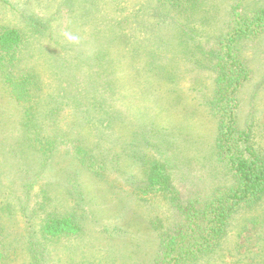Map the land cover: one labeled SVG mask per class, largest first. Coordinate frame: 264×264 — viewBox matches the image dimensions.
Instances as JSON below:
<instances>
[{
    "label": "trees",
    "instance_id": "1",
    "mask_svg": "<svg viewBox=\"0 0 264 264\" xmlns=\"http://www.w3.org/2000/svg\"><path fill=\"white\" fill-rule=\"evenodd\" d=\"M51 1L50 17L32 9L28 14L26 7L21 11L25 22L0 23V193L17 181L7 173V162L22 171L23 165L29 167L28 152L34 153L36 180L50 169L58 177L52 186L61 178L71 183L54 191L48 179L35 206L30 202L36 181L26 182L22 195L1 200L0 264L9 257L5 231L18 215L34 264H42L50 240L84 232L91 213L84 206L96 199L75 183L84 174L107 189L108 203L97 204L118 208L129 234L134 229L129 212L144 207L142 201L152 204L151 195H164L178 212L172 230L156 235L152 264L221 258L237 215L257 210L264 201V144L257 140L254 117L243 124L240 116L243 91L252 86L250 101L258 102L264 88V73L257 76L255 61L264 40L263 0ZM168 54L171 63L155 65ZM180 61L189 66L185 73L200 92L189 102L205 112L208 108L216 121L210 149L195 160L199 170L217 166L214 175L222 171L216 181L207 173L212 187L190 195L187 204L177 185L185 174L197 172L198 163L181 151L150 155L145 150L154 139L141 138L202 132L190 126L201 118L196 112L182 117L187 128L175 118L177 107L187 102L186 95L175 96ZM171 95L175 103L166 98ZM165 144L172 145L170 138ZM116 145L129 148L115 150ZM132 166L136 172L128 171ZM110 170L117 175L109 176ZM60 197L70 200L64 212L52 207ZM148 222L142 232H161L158 217Z\"/></svg>",
    "mask_w": 264,
    "mask_h": 264
},
{
    "label": "rangeland",
    "instance_id": "2",
    "mask_svg": "<svg viewBox=\"0 0 264 264\" xmlns=\"http://www.w3.org/2000/svg\"><path fill=\"white\" fill-rule=\"evenodd\" d=\"M57 2L58 0L51 1V3L54 5ZM48 3L49 0H0V23L20 24L25 22L21 11H24L22 8L26 9V7L29 9V12H27L28 14H31L33 11L42 17H50V12H47ZM14 7H17V9H14ZM63 14V22L65 24L67 21V16L66 13ZM255 51V61H257L258 68L257 76H259L260 74L264 73V40L259 44ZM34 52L35 50L31 47L29 49V53ZM170 57V54L167 56L165 55L160 60V63H155V65L171 63L169 59ZM27 58H29V56H27ZM146 59L147 58H143L141 61L148 63L150 60ZM147 66L148 68L152 67L148 64ZM138 67L142 68V65H138ZM188 67L189 66L185 62L180 61L178 70L179 75L177 80L178 87H180V89L175 91V96L177 94H184V96H187L185 97L187 98V102L177 107L178 114L175 116V118L179 123L187 128V126L181 121L182 117H189L191 112L195 116L196 112V114H198V116L201 118H199L197 123L193 124V126H190L192 128L195 127L202 132L199 134H168L166 138L163 135L142 134L141 138L146 136L149 139H154V143L149 144L145 150L146 152H149L150 155L155 154L158 150H161L162 153L165 152L167 155L176 154L175 156H177L181 151L182 153L186 152L190 157H193V159H190L191 162H193L198 158L199 155L205 156L210 149L209 141L212 143L216 135V121L212 120L208 108H206L205 112L202 106H193L191 102H189V100L191 101L192 99L197 98L195 96H198L200 92L194 88V85L191 81L192 77L185 73ZM192 70H194L193 67ZM141 79L142 77L140 80ZM206 79L210 81L209 78ZM251 87L252 86L246 88L241 95L243 109L240 113V116L242 118L243 124L246 119L248 120L254 117V119H252L254 120L253 128L255 130V134L258 135L257 140H259L261 144H264V88L261 89L260 93V96L262 95V97H260L258 102H256L255 100L250 101V95L252 93ZM130 89L133 88L130 86ZM208 92L209 91L206 89V93ZM166 98L169 99L170 102L175 103L176 99L172 98V95L167 96ZM254 106L256 112L253 110L249 112V110L254 109ZM251 113H253V116H250ZM201 127H203L205 130ZM169 138L172 142V145L170 146L165 144L166 140ZM199 141L201 143H199ZM105 143L106 142H104V144ZM128 145H116L115 150H121L123 148H129V146H132ZM33 158L34 153L28 152L27 160L29 162V167L23 165L22 171L14 168V166H12L13 163L10 161L7 162V165L5 166L7 173H9L10 178L13 177L17 181L13 186L4 188V192L0 193V205L2 204L1 200L5 199L6 197H11L13 199L15 197V193L17 195H22V190L26 182H37L33 187V199L30 202V206H35L34 204L38 199L37 193L40 192L41 184L47 182L48 179V185H51L48 187L54 191H61L66 183H71L68 182L67 178H61L57 181L56 186H52V180L58 177L55 176L54 170L51 172L50 169L47 172V175H43L38 180H36L34 173L37 170V164H35V159L33 160ZM181 159L182 158H180V160ZM191 162L187 161L186 164L188 165ZM195 162H197V160H195ZM199 166L200 165L198 163L197 172H200L199 175L197 172L185 174L187 175V177H185L186 179H182L181 183L177 185L179 189L178 196L184 204H187V201L191 197L190 195H193L196 193V191H199V189L200 191L205 189V192L212 187L213 181L210 182L209 179H206L207 173H209L208 176L211 175L215 181L216 179L218 180V177L222 173L221 171L214 175L217 166H212L210 168V166L207 165V167L209 166L208 169L202 168V170H199ZM136 168L137 167L133 166L131 168L129 167L128 171L133 170L136 172ZM209 169L212 174L209 172ZM3 171L4 168L2 169V172ZM109 172V176L117 175L116 170H110ZM129 177H131V175L125 176L124 178L128 180ZM79 178L81 183L76 181L75 183L82 184L91 195L96 197V199L94 198V200L88 203V205L84 206L85 209L91 212L87 216V228L80 236L75 238L50 240L48 242V246L45 251L47 253L44 256L42 264H142L145 261L152 264L151 258H154L155 250L158 244L156 235L159 237V234H163V231L172 230L173 226H175V223L178 220L176 219L178 212L170 207L166 197L160 194L155 196L151 195L148 198H153L151 201L153 202L152 204L148 205L150 201L149 200L147 202H141L144 207L135 206V209L133 211L131 210L128 214L134 228L129 234L127 229H125L126 225H124V227L121 225V212L117 211L118 208L115 210H110L112 207L108 208L102 205L98 206L97 204V202L108 203L109 192L107 189H103L104 187L100 188L96 184L97 182L95 179L88 176L87 174L81 175ZM10 180L8 179V181ZM211 183L212 185L210 187L209 185ZM70 186H73V184ZM76 196L78 200V195ZM68 197L73 200L71 196L68 195ZM69 201L70 200L67 201L66 198L60 197L55 202H52V207H56L58 211L64 212L65 208H67L68 205H71ZM258 207L259 208L257 210H248L237 215V218L233 221L228 234V245L223 247L226 253L220 256L221 258H215L217 255L215 254L211 260L206 261V258H203L195 264H264V201H261ZM149 216L150 218H148ZM157 217L161 225L159 227L162 228L161 232L152 230L156 233L154 236V234L151 232L141 231L146 229L145 226L149 224L148 220L151 218L155 219ZM39 221L40 219L36 215V224ZM130 221L128 222L130 223ZM13 223V226H11L9 223L10 227L7 229V231H5L7 235V246L5 251L9 253V257L3 264H34L29 254H27L28 236L25 232L26 227L24 228L21 215H18L17 221H14Z\"/></svg>",
    "mask_w": 264,
    "mask_h": 264
}]
</instances>
